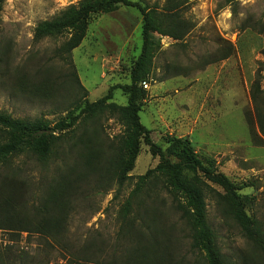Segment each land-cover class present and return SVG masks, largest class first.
Segmentation results:
<instances>
[{
    "label": "rangeland",
    "instance_id": "obj_1",
    "mask_svg": "<svg viewBox=\"0 0 264 264\" xmlns=\"http://www.w3.org/2000/svg\"><path fill=\"white\" fill-rule=\"evenodd\" d=\"M78 1H4L0 25V112L13 119L43 118L53 125L76 101L82 106L93 103L105 96L109 87L129 84V71L142 43V17L135 8L122 7L110 14L92 16L83 41L71 53L74 68L56 53L65 37L33 41L37 23L50 20ZM131 1L162 5L165 0ZM228 1L186 0L183 18L193 28L179 42L161 38L154 81L148 84L139 117L150 131L152 142L163 150L165 135L188 138L204 165L212 162L217 172L239 188L247 214L260 220L264 229V145L252 142L246 122L253 115L252 82L258 79L264 92V0ZM231 46L230 57L204 65ZM72 69L87 92L85 97L72 82ZM112 102L125 106L127 96L115 90ZM83 132L99 135L101 149L108 153L122 127L115 119L104 116L80 126L74 135ZM158 162L141 143L129 174L131 179L119 193L115 186L109 190L93 189L92 181L83 186L80 196L72 199L66 230L58 243L26 233L11 242L12 234L0 230V255L14 253L20 259L15 264H25L21 254L27 264H122L127 261L126 250L132 244L119 235L122 205L136 178L154 169ZM55 164L43 170L29 159L15 160V166L23 169L18 177L29 182V187L22 190L24 200L38 203L41 183L54 175ZM5 174L0 171V178ZM150 190L156 193L147 192L146 205L156 210L159 224L170 230L174 260L189 264L197 253L190 249L171 199L160 185ZM28 191L33 196L25 195ZM206 212L216 245L226 260L238 262L251 252L252 244L229 217L220 214L210 195L206 197Z\"/></svg>",
    "mask_w": 264,
    "mask_h": 264
},
{
    "label": "trees",
    "instance_id": "obj_2",
    "mask_svg": "<svg viewBox=\"0 0 264 264\" xmlns=\"http://www.w3.org/2000/svg\"><path fill=\"white\" fill-rule=\"evenodd\" d=\"M4 1L0 0V25ZM184 3L186 0H165L162 5L131 0H79L50 20L37 23L33 41L65 37L56 53L72 66L71 53L80 46L88 21L95 15L110 14L122 7L135 8L142 17V43L129 71V84L109 87L105 96L93 103L86 102L82 106L76 101L53 125L43 118L13 119L0 112V171L6 173L0 178V230L12 234L9 241H17L21 233H26L58 243L66 230L72 199L82 194L83 186L93 181V189L109 190L115 186L119 193L131 179L129 174L144 143L159 162L154 169L136 178L122 205L119 235L132 243L126 250L127 261L122 264H183L174 260L170 230L159 224L156 210L146 205L147 192L156 193L150 188L158 185L171 199L190 249L197 253V258L189 264H264L263 225L247 214V204L238 194L239 188L217 172L212 162L204 165L188 138L165 135L163 150L152 142L150 131L140 123L139 112L147 97L142 85L154 81V62L161 50V38L179 42L193 28L183 18ZM232 53L231 46L204 65L225 60ZM70 76L85 97L87 92L75 69ZM115 90L127 96L125 106L112 102ZM250 99L253 115L248 116L246 122L252 142L261 146L264 145V92L258 79L250 85ZM104 116L115 119L122 127L108 153L101 149L100 136L96 133L74 135L80 126L85 127L87 122H96ZM70 157L71 162H68ZM23 158L43 170L58 161L54 175L41 183L37 204H30L22 196L29 182L27 178L18 177L23 169L15 166V160ZM24 193L33 196L30 191ZM207 195L215 198L220 214L229 217L242 237L252 244L251 252L241 256L238 262L226 260L216 245V235L207 220ZM150 198L153 199L152 195ZM22 255L21 261L24 259L27 264V258ZM19 260L14 253L0 255V264H15Z\"/></svg>",
    "mask_w": 264,
    "mask_h": 264
},
{
    "label": "built area",
    "instance_id": "obj_3",
    "mask_svg": "<svg viewBox=\"0 0 264 264\" xmlns=\"http://www.w3.org/2000/svg\"><path fill=\"white\" fill-rule=\"evenodd\" d=\"M142 87H143V89L147 90L148 89V84L143 83Z\"/></svg>",
    "mask_w": 264,
    "mask_h": 264
}]
</instances>
